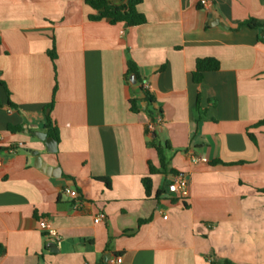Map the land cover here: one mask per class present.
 Segmentation results:
<instances>
[{
  "label": "crops",
  "instance_id": "obj_1",
  "mask_svg": "<svg viewBox=\"0 0 264 264\" xmlns=\"http://www.w3.org/2000/svg\"><path fill=\"white\" fill-rule=\"evenodd\" d=\"M86 1L0 0V264H264V0H142L136 27Z\"/></svg>",
  "mask_w": 264,
  "mask_h": 264
},
{
  "label": "trees",
  "instance_id": "obj_2",
  "mask_svg": "<svg viewBox=\"0 0 264 264\" xmlns=\"http://www.w3.org/2000/svg\"><path fill=\"white\" fill-rule=\"evenodd\" d=\"M87 4L97 12V15L91 16L90 19L92 20H108L111 24H119V23H125L129 27H136L140 26L146 23V18L144 15H142L138 11V6L141 4L142 0H130L125 4L116 5L112 2H109L107 0H87ZM242 25H247L250 28L256 29L259 27V25L255 24V22L246 21L243 22ZM262 40V39H261ZM49 56L53 63H55L57 59V53L56 48L53 45L52 49L49 51ZM220 69V62L214 58H203L198 59L196 62V68L195 71L192 74L193 82L196 84H200L203 82L205 75L207 73L216 72ZM135 74L137 77V80L140 82V78L138 76V70L137 66L133 61L128 62V71H127V78ZM5 87L6 85L2 83ZM142 88V86H141ZM58 86L56 85L53 90V100L51 104L49 105V108H52L54 105V98L57 92ZM145 94V101H147L149 104L153 102V98L150 92L144 90ZM132 110L134 112H137L136 102L132 101ZM264 124V121L261 122ZM46 131L47 135L54 138L56 141H59V132L57 127L53 124L50 117H48V122L46 125ZM149 132V130H147ZM149 147H154L160 157L161 163L164 166V159H163V152L162 148L155 144V143H149ZM150 166V174L154 175L156 174V169L152 166V164H149ZM143 185L146 190L147 196H151L153 192V180L151 177H147L143 179ZM163 193L158 192L156 194V199H159V197ZM5 253V248L0 244V257Z\"/></svg>",
  "mask_w": 264,
  "mask_h": 264
},
{
  "label": "built area",
  "instance_id": "obj_3",
  "mask_svg": "<svg viewBox=\"0 0 264 264\" xmlns=\"http://www.w3.org/2000/svg\"><path fill=\"white\" fill-rule=\"evenodd\" d=\"M202 5L205 6H209L210 3L208 0H202L201 1ZM142 88L148 92H151V87L148 83H143L142 84ZM163 122V119L161 117H157L155 118L152 122L149 123L148 125V130L149 131H154L156 129V127L158 126V124H161ZM0 140H3V137H0ZM22 146V144H20L19 146H14V147H9L8 152L9 153H14L16 151L17 147ZM206 159L203 158H199V157H194L192 158V162L193 163H200V162H206ZM2 165V161L0 160V166ZM187 188H188V181L181 176H175L173 177L169 184H168V193L177 196L178 198L181 199H186L187 198ZM72 190L71 189H67L66 193L67 194H72ZM99 219L104 220L106 219V215L104 213H101L99 215ZM40 229L47 232L48 237L53 238L55 240H60V236L58 235V233L56 232L55 229H53L51 227V225L49 224V222L47 220H42L39 223ZM112 264H118L119 263V259H114L111 261Z\"/></svg>",
  "mask_w": 264,
  "mask_h": 264
},
{
  "label": "water",
  "instance_id": "obj_4",
  "mask_svg": "<svg viewBox=\"0 0 264 264\" xmlns=\"http://www.w3.org/2000/svg\"><path fill=\"white\" fill-rule=\"evenodd\" d=\"M263 38H264V33H263ZM129 80L131 84L133 85L137 84V79L134 74L130 76ZM34 135L46 143L49 152L54 153L57 151V141L54 138L49 137L44 132H35Z\"/></svg>",
  "mask_w": 264,
  "mask_h": 264
}]
</instances>
